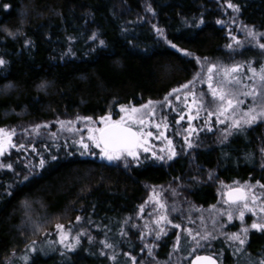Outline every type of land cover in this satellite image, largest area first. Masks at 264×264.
I'll list each match as a JSON object with an SVG mask.
<instances>
[{"label": "trees", "instance_id": "obj_1", "mask_svg": "<svg viewBox=\"0 0 264 264\" xmlns=\"http://www.w3.org/2000/svg\"><path fill=\"white\" fill-rule=\"evenodd\" d=\"M262 43L264 0H1L0 128L15 130L16 147L0 157V264H188L203 253L261 264L264 229L240 248L227 233L200 239L219 185L242 184L244 198L264 188V123L204 133L161 160H109L88 129L118 120L121 105L202 89V63L257 66Z\"/></svg>", "mask_w": 264, "mask_h": 264}, {"label": "rangeland", "instance_id": "obj_2", "mask_svg": "<svg viewBox=\"0 0 264 264\" xmlns=\"http://www.w3.org/2000/svg\"><path fill=\"white\" fill-rule=\"evenodd\" d=\"M252 60L254 59H251V62H246V64H237L236 60H230L226 66L217 63L215 64L217 68L214 69L212 73L213 80L211 82L213 87L217 88L219 87L218 82L221 79V68H231L234 65H239V70L235 75L242 80L243 85H247L248 87L244 88L242 85H237V87H239L242 92L255 89L257 93L255 103H253V97L241 95L239 99L243 101V103L237 106L234 101L233 107L235 112L229 110L223 115L220 114L218 98H213L211 89L208 87V67L213 64L210 63V61L205 64L202 63L199 66L200 86L203 88L196 90L192 89L191 93H194V96L190 94V91L183 92L184 88L179 87V91L164 97L161 101L151 100L153 102L152 104H149V101H147L140 103V105L130 104L129 106H125L127 111H130L133 106L140 109V112L136 114L137 116L144 114L143 118L145 123L143 125L136 124L134 127L136 130H142L145 134L147 141L145 147H147L149 151L145 152L143 147L139 148L137 150L138 157L136 159H139L146 153L158 160H161V157L163 159L165 155L172 158L176 156V154H178L177 151L179 152L181 149L187 151L189 145L197 141L204 133L213 131L218 138H220V135L230 134L231 131L237 129V127L233 126V120L240 119L242 113L249 107H255L257 112L261 111V108H264V82L259 79L258 73L260 69L264 67V59L262 58L257 66L252 65ZM252 68L256 69L257 74L254 75V73L250 71ZM192 87H190V89ZM193 99L196 100V103H193ZM141 105H148V107L141 108ZM210 112L215 114L209 115ZM121 116H126V112H122L121 108H119L118 120ZM181 117H183V119ZM189 117L192 118L189 119ZM258 122L264 123V118H258L252 123H244L241 119V124L238 128L242 126L248 127ZM157 124L160 125L159 128L156 127ZM149 132L152 133L151 136L147 135ZM161 133H163V135H161ZM169 141H171V143H169ZM153 143L157 144V147L154 149L152 148ZM10 148L11 146L6 144L5 151L2 155L7 153ZM2 155H0V157ZM234 187L242 189L243 185L240 184V186H238L235 183L229 185L222 184L217 187L218 203L210 208H206L205 213H203V220L208 227L207 225H202L205 236H202L200 240H202L203 237H213L216 233L220 235L227 233L234 247L240 248L241 246L239 245L243 244L240 243V240L245 241L246 234L249 230L260 229L253 228V223L264 225V212L260 211L261 208H264V188L261 190L249 187V197L245 196L244 198L246 202L234 203V205H231L225 202L224 195L227 189ZM251 188L254 191H251ZM245 203L248 204L247 208H244ZM241 211L244 212L243 219L240 218ZM229 213L231 214V219H229ZM229 225L230 228L233 226L232 228L234 230L227 229ZM244 229H247L246 233ZM234 235L239 236V239H234ZM63 239L66 240L67 236H64Z\"/></svg>", "mask_w": 264, "mask_h": 264}, {"label": "snow or ice", "instance_id": "obj_3", "mask_svg": "<svg viewBox=\"0 0 264 264\" xmlns=\"http://www.w3.org/2000/svg\"><path fill=\"white\" fill-rule=\"evenodd\" d=\"M230 8H236L238 10L237 6L229 3L228 5ZM218 23H220L218 21ZM158 32H161V30L157 29ZM162 34V32H161ZM253 33H250L252 35ZM103 43V41H101ZM171 43V41H169ZM172 47H176L175 44H172ZM231 47V45H229ZM261 48H264V43L260 44ZM191 55V53H188ZM199 59V58H197ZM6 64V61L0 58V66H3ZM239 65H234L231 68L229 67H222L221 68V79L218 82L219 87L214 88L212 84L213 80V70L217 68V65L211 64L208 67V80H209V89H211V94L214 99L218 98L219 101V111L220 114L223 115L229 110H232L235 112V109L233 107L234 101L235 104L238 106L239 104L243 103L239 99L241 95L244 96H251L253 97V103H255V97L257 95L255 89L247 92H242L237 85H242L244 88H247V85L242 84V80L235 75V73L239 70ZM255 74H257L256 69L252 68L250 69ZM259 79L264 82V67H262L258 73ZM251 79V78H250ZM191 83V82H189ZM46 85L42 83L40 85L41 88H44ZM8 87H11L9 85ZM182 88H188L189 85L185 84L181 86ZM179 89H173V92H177ZM194 96V93H191ZM149 104H152V101L148 102ZM193 103H196V100L193 99ZM148 105H141V108H147ZM122 112H126V116H121L119 120H113L111 118V115H108L106 117H101L100 122L103 124V127H90L88 129V139L92 141V143L97 148H101L103 154L107 156L109 160L114 159H121L123 156H130L133 157V159H136L138 157V149L143 147L144 151L147 152L149 149L145 147V144L147 143L145 134L142 130H136L135 125L140 124L143 125L145 123V120L143 118V115L137 116L136 114L140 112V109H137L135 106H133L130 111H127L124 105L120 106ZM154 114V113H153ZM215 113L210 112L209 115H213ZM183 119V117H181ZM192 117H189L191 119ZM258 118H264V108H261V111L257 112L255 107H249L245 112L242 113L240 119H234L233 120V126L240 127L241 119L244 123H252L256 121ZM86 120L91 121V117H77V120ZM61 126L63 127L66 123L71 124V121H59ZM42 127H48V125H35L33 126V131L39 133L40 129ZM157 128L160 127L159 124L156 125ZM27 131V130H26ZM15 135V130H6L4 128H0V155H2L5 151V145H10L11 147H16V145L12 144V137ZM55 135V133H53ZM148 136H151L152 133H147ZM163 135V133H161ZM80 143L82 146L87 149L89 147L88 144H85L83 142V137H81ZM171 143V141H169ZM191 146V145H189ZM20 147H23V145H20ZM171 158V157H170ZM55 159V157H53ZM162 159V157H161ZM45 161L41 159L40 165L43 166ZM10 168L11 165H8ZM27 179V177H25ZM229 198H232V193H229ZM240 199H243L244 197L241 195L239 197ZM161 207H164L161 205ZM248 204H244V208H247ZM143 210V209H141ZM261 212H264V208L260 209ZM240 218H244V212H240ZM79 220V217L77 218ZM163 219V217H162ZM229 219H231V214L229 213ZM175 227H180V225H174ZM63 225H57V228H63ZM253 228H260L264 229V225L261 224H252ZM245 233L247 232V229H244ZM189 233L191 234V230H189ZM234 239H239V236L234 235ZM240 243H244L243 240H240ZM109 247L111 245H108ZM197 259H201L200 257H197ZM261 264H264V261L261 262Z\"/></svg>", "mask_w": 264, "mask_h": 264}, {"label": "water", "instance_id": "obj_4", "mask_svg": "<svg viewBox=\"0 0 264 264\" xmlns=\"http://www.w3.org/2000/svg\"><path fill=\"white\" fill-rule=\"evenodd\" d=\"M229 193H232V198H229ZM244 197V191L239 187H234L226 190V193L224 195V200L228 204L234 205V203L240 202L243 199H240V196ZM197 257H200L201 259H197ZM188 264H220L219 260L215 257L203 253V254H196L190 258V261Z\"/></svg>", "mask_w": 264, "mask_h": 264}]
</instances>
